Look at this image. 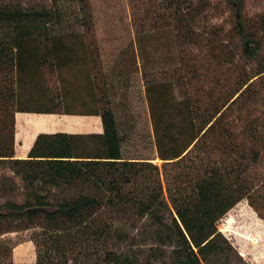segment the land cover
Wrapping results in <instances>:
<instances>
[{
    "label": "trees",
    "instance_id": "obj_1",
    "mask_svg": "<svg viewBox=\"0 0 264 264\" xmlns=\"http://www.w3.org/2000/svg\"><path fill=\"white\" fill-rule=\"evenodd\" d=\"M223 1L233 11L228 33L207 23L208 0H168L176 38L190 51L183 79L192 85L200 76L198 47L208 51V76L214 63L220 74L205 99L190 90L177 97L182 79L168 78L175 72L163 81L146 77L158 166L125 157L94 66L97 46L54 33L59 10L0 0V264H13L16 243L7 235L14 233H28L36 264H87L91 244H110L104 264H151L141 250L123 246L145 220L150 237L172 249L164 264H247L218 226L245 199L264 219V14L249 20L243 0ZM78 2L89 9L90 0ZM232 70L235 77L225 76ZM66 73L81 85L65 83ZM85 99L99 106L69 110L85 107ZM17 113L99 116L103 133L40 134L27 158L18 159Z\"/></svg>",
    "mask_w": 264,
    "mask_h": 264
},
{
    "label": "rangeland",
    "instance_id": "obj_2",
    "mask_svg": "<svg viewBox=\"0 0 264 264\" xmlns=\"http://www.w3.org/2000/svg\"><path fill=\"white\" fill-rule=\"evenodd\" d=\"M21 1L26 7L40 5L50 10H59L63 17L62 24L53 32L62 36H77L75 40L66 37L67 42H85L97 46L98 52L95 57L97 62H94V66L100 73L98 79L104 82L103 85L109 92V102L124 136L125 157L147 159L161 166L162 161L157 155L154 128L146 96V77L163 81L164 73L175 72L168 78L182 79L175 83L177 97H184L190 90L189 95L205 99L206 92L215 87L212 79L219 77L220 74L217 72L218 64L214 63L211 65L213 74L209 75L212 77L208 76L206 72L209 66L208 51L198 47L194 53L200 57L198 62V67H202L200 76L192 85L183 79L187 74L186 61L190 51H187L176 38L177 29L172 16L174 8L168 6V0H90L88 10H83L78 0ZM208 1L213 8L207 14V23L218 25L228 33L234 25L232 9L223 0ZM243 2V14L247 19L252 20L264 14V0ZM84 21H87L86 24L91 21L93 24L91 30L87 31ZM200 23L207 24L205 21ZM224 39L226 42L229 41L227 37ZM237 48L239 50H236L235 62L239 63V58L242 57L241 45ZM68 68L71 69L70 72L78 71L75 66ZM234 75L233 70L225 72V76L235 77ZM64 78L65 83H71L70 86L77 88L81 85L73 80L70 73H66ZM54 82L55 79L51 78L53 87ZM97 99L99 98H96V102ZM96 102L85 99V107L79 103L70 104L69 110L81 112L97 109L99 105ZM31 125L32 123H27L24 129L28 130ZM22 139V133L16 131L15 125V156L16 151L27 150L30 145L29 142L23 144ZM144 223L146 224L142 227L144 232L142 230L134 232L133 238L128 243H123V246L127 244L135 250H141L144 253L143 257L151 264L169 262L172 249L150 237V223L146 220ZM218 228L247 264H264V219L254 211L247 199L233 208L220 221ZM7 237L16 243L12 254L13 264H36V246L29 240L28 233H14ZM91 245L92 259L87 264H104L102 255L110 248V244ZM154 249L157 250L155 255ZM154 256H157V259Z\"/></svg>",
    "mask_w": 264,
    "mask_h": 264
},
{
    "label": "crops",
    "instance_id": "obj_3",
    "mask_svg": "<svg viewBox=\"0 0 264 264\" xmlns=\"http://www.w3.org/2000/svg\"><path fill=\"white\" fill-rule=\"evenodd\" d=\"M22 116V117H21ZM27 123L31 128L25 130ZM16 131L22 133V142L29 146L27 150L16 151V158L26 159L40 134L65 133L72 135L102 134L103 125L99 116L83 114H36L17 113Z\"/></svg>",
    "mask_w": 264,
    "mask_h": 264
}]
</instances>
